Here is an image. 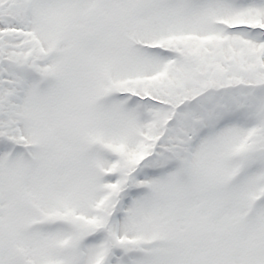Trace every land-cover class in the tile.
Segmentation results:
<instances>
[{
    "label": "snow or ice",
    "instance_id": "obj_1",
    "mask_svg": "<svg viewBox=\"0 0 264 264\" xmlns=\"http://www.w3.org/2000/svg\"><path fill=\"white\" fill-rule=\"evenodd\" d=\"M0 264H264V0H0Z\"/></svg>",
    "mask_w": 264,
    "mask_h": 264
}]
</instances>
